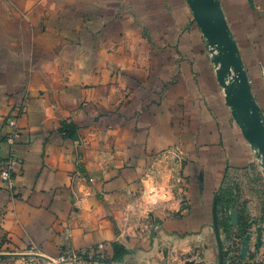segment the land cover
Segmentation results:
<instances>
[{
	"label": "crops",
	"instance_id": "crops-1",
	"mask_svg": "<svg viewBox=\"0 0 264 264\" xmlns=\"http://www.w3.org/2000/svg\"><path fill=\"white\" fill-rule=\"evenodd\" d=\"M220 1L264 113V0ZM13 116L18 188L0 183V264L33 245L53 259L126 250L75 264H222L220 195L263 168L187 0H0L5 157ZM250 222L251 241L264 239V215Z\"/></svg>",
	"mask_w": 264,
	"mask_h": 264
},
{
	"label": "water",
	"instance_id": "water-1",
	"mask_svg": "<svg viewBox=\"0 0 264 264\" xmlns=\"http://www.w3.org/2000/svg\"><path fill=\"white\" fill-rule=\"evenodd\" d=\"M209 48L226 103L243 137L264 168V113L252 91L239 46L228 24L220 0H187ZM246 238L242 255L249 249Z\"/></svg>",
	"mask_w": 264,
	"mask_h": 264
},
{
	"label": "rangeland",
	"instance_id": "rangeland-1",
	"mask_svg": "<svg viewBox=\"0 0 264 264\" xmlns=\"http://www.w3.org/2000/svg\"><path fill=\"white\" fill-rule=\"evenodd\" d=\"M246 66L250 69L252 79L254 77L255 88H261V83L255 77V66L247 63V59ZM259 169L253 170L251 175H235L229 183L228 194L225 196L228 205L224 207L223 218L220 220V227L226 232L220 240L221 253L227 264H264V239L259 234L258 238H254L259 241L250 239L249 249L242 255L246 238H250V221L254 215H264V168L262 171Z\"/></svg>",
	"mask_w": 264,
	"mask_h": 264
},
{
	"label": "built area",
	"instance_id": "built-area-1",
	"mask_svg": "<svg viewBox=\"0 0 264 264\" xmlns=\"http://www.w3.org/2000/svg\"><path fill=\"white\" fill-rule=\"evenodd\" d=\"M24 107V103L22 104ZM8 127L10 131L6 136V144L9 148V153L5 157L0 150V183L3 185L2 189L15 195L18 188V172L17 167L19 164V157L17 153V140L20 136V129L18 126L17 117L13 116L8 120ZM105 249L100 247L92 253L74 254L69 256H61L59 258L45 257L39 252L38 247L32 246L30 255L23 260L22 264H67V263H80L85 261L100 260L99 253H103ZM104 256V255H103Z\"/></svg>",
	"mask_w": 264,
	"mask_h": 264
},
{
	"label": "trees",
	"instance_id": "trees-1",
	"mask_svg": "<svg viewBox=\"0 0 264 264\" xmlns=\"http://www.w3.org/2000/svg\"><path fill=\"white\" fill-rule=\"evenodd\" d=\"M228 194V190L224 192V194L220 195V198L218 200L219 210L217 209V213L219 214L221 209L224 210V207L227 204V201L225 200V196ZM226 220V219H225ZM228 220V219H227ZM226 220V221H227ZM218 226H220V222L218 221ZM228 228V227H226ZM126 254V250H121L119 247H114L112 254H109L108 250H104L103 253H99L100 260L102 262H109V261H117L121 260ZM104 255V256H103ZM222 264H225V260L222 258Z\"/></svg>",
	"mask_w": 264,
	"mask_h": 264
}]
</instances>
